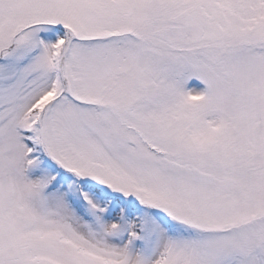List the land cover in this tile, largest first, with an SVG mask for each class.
Returning <instances> with one entry per match:
<instances>
[{
    "label": "snow or ice",
    "instance_id": "6c2138e0",
    "mask_svg": "<svg viewBox=\"0 0 264 264\" xmlns=\"http://www.w3.org/2000/svg\"><path fill=\"white\" fill-rule=\"evenodd\" d=\"M0 264H264V0H0Z\"/></svg>",
    "mask_w": 264,
    "mask_h": 264
}]
</instances>
